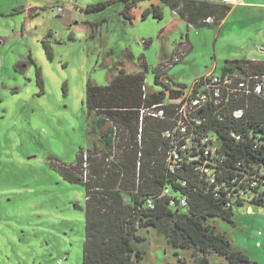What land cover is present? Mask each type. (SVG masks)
Masks as SVG:
<instances>
[{"label": "rangeland", "instance_id": "1", "mask_svg": "<svg viewBox=\"0 0 264 264\" xmlns=\"http://www.w3.org/2000/svg\"><path fill=\"white\" fill-rule=\"evenodd\" d=\"M98 1L0 0V264H82L84 187L63 179L52 164L74 162L80 147L99 139L85 106L88 79L107 85L117 66L135 71L143 56L148 94L165 90L167 79L168 89L189 88L211 71L220 73L225 60L248 56L230 51L224 37L215 40L216 25H189L156 0L138 2L131 21L120 0L84 9ZM152 3L162 18L143 19ZM186 37L190 48L155 82L156 66ZM247 206L234 208L230 221L212 216L207 222L247 254L240 264H264V206ZM138 233L139 264H196L191 249L171 246L155 227ZM207 258L229 264L214 252Z\"/></svg>", "mask_w": 264, "mask_h": 264}, {"label": "trees", "instance_id": "2", "mask_svg": "<svg viewBox=\"0 0 264 264\" xmlns=\"http://www.w3.org/2000/svg\"><path fill=\"white\" fill-rule=\"evenodd\" d=\"M113 1L88 3L84 9L102 10ZM120 1L124 4L121 13L131 21L132 9L142 0ZM156 1L166 5L187 24L195 27L216 25L230 10V5L226 2ZM149 14L157 19L162 18L158 4L152 3L143 10L141 17L144 19ZM208 17L213 21H204ZM149 42L150 39L144 40L145 44ZM180 42L186 44V51L190 48L187 37L186 41L182 38ZM129 56L132 57V54ZM169 56L162 59L154 70V80L157 83H161V76L167 75V69L178 62H172L170 66L165 65L164 61ZM227 66L228 68L246 66L253 69L263 67L264 61L237 58L225 60L222 70ZM115 69L117 72L112 75L109 84L99 85L88 79L85 87L86 110L88 114L95 116V125L100 130L98 139L100 145H96L95 142L94 146L80 147L72 163H51L63 179L84 187L82 264H139V260L143 258V251L135 248L133 240H142L143 236L138 233V229L149 226L163 232L171 246L191 249L196 264H208L207 255L213 252L225 257L229 264L248 262L246 253L231 248L227 236L207 222L212 216L230 221L233 209L226 208L223 199L213 197L205 183L198 186L192 181L179 189V185L166 173L167 140L161 137V132L168 127V122L144 115L142 129L138 133L139 108L163 100L176 99L187 86L175 83L174 87L168 89L167 79L164 82L167 91L145 93L143 82L148 66L143 56L139 58V68L135 71H126L123 66H117ZM36 78L37 83L42 86L38 68ZM249 107L244 117L247 121L240 122L238 127V130L246 134L252 124L264 122V100L255 99L250 102ZM226 145L228 163L239 160L244 168L250 171L253 165L259 166L263 163L264 166V147L254 148L251 138L240 141L229 138ZM112 146L115 147L114 161L107 167L104 158L108 155L107 149ZM84 151L88 152L89 161L87 181H83L78 175ZM98 152L101 153L100 156L96 154ZM257 176L264 177L259 174ZM166 185L173 190L186 193L187 204L183 207L178 205L168 207L167 197L157 196ZM148 195L155 197L153 208L143 206L144 197ZM254 204L264 206V197L254 201Z\"/></svg>", "mask_w": 264, "mask_h": 264}, {"label": "built area", "instance_id": "3", "mask_svg": "<svg viewBox=\"0 0 264 264\" xmlns=\"http://www.w3.org/2000/svg\"><path fill=\"white\" fill-rule=\"evenodd\" d=\"M61 10V6L57 8L58 12ZM204 21L212 22L213 19L208 17ZM186 49V44L179 40L164 64L170 66L172 62L180 61ZM255 99L264 100V66L253 69L227 66L220 73L211 71L195 79L176 99L139 108L138 133L144 115L166 120L168 127L161 132V137L167 140L166 173L179 189L192 181L198 186L205 183L213 197L223 199L225 207L234 210L264 197V177L257 176L264 175L263 163L253 165L252 171L256 170L251 173L239 160L228 163L225 153L229 138L234 141L251 138L254 148L264 147V122L252 124L247 134L238 130L239 123L247 121L244 117L250 109V102ZM107 152L104 162L108 167L114 161L115 147ZM96 154L101 155L100 152ZM136 168L138 171L139 162ZM78 175L83 181L89 179L87 151L82 154ZM162 195L167 197L168 207L187 204L186 193L173 190L169 185L164 186L157 196ZM154 200L153 195L145 196L143 206L153 208Z\"/></svg>", "mask_w": 264, "mask_h": 264}, {"label": "crops", "instance_id": "4", "mask_svg": "<svg viewBox=\"0 0 264 264\" xmlns=\"http://www.w3.org/2000/svg\"><path fill=\"white\" fill-rule=\"evenodd\" d=\"M206 1L222 2L221 0ZM228 4L230 10L216 24L215 40L220 36L224 37L227 42L232 43L229 44L230 51H239L248 55L241 59L264 60V0H232ZM169 55L170 53L163 59ZM94 143L92 146L95 145ZM96 145H100L99 141ZM246 210L252 209L247 206Z\"/></svg>", "mask_w": 264, "mask_h": 264}]
</instances>
